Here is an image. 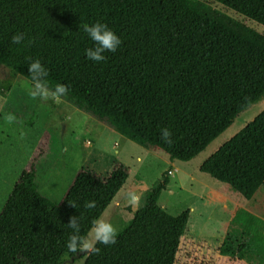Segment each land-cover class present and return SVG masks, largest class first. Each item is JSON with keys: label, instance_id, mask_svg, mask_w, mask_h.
<instances>
[{"label": "trees", "instance_id": "16d2710c", "mask_svg": "<svg viewBox=\"0 0 264 264\" xmlns=\"http://www.w3.org/2000/svg\"><path fill=\"white\" fill-rule=\"evenodd\" d=\"M218 5L264 26V0H0V65L34 85L27 63L41 60L48 86L66 84L65 95L126 137L189 162L264 99V34ZM97 21L122 40L100 64L86 59L92 42L83 31ZM17 32L25 39L11 44ZM13 86L4 81L1 96ZM164 127L171 144L160 137ZM200 171L251 200L264 186V111ZM129 175L120 163L107 181L82 170L56 204L39 191L32 165L0 213V264L76 257L82 249L65 246L69 218L79 216L80 235L88 238ZM169 184L165 173L116 243L97 244L100 251H90L84 264H175L191 211L172 216L160 206ZM89 201L94 207H85Z\"/></svg>", "mask_w": 264, "mask_h": 264}, {"label": "rangeland", "instance_id": "374dc122", "mask_svg": "<svg viewBox=\"0 0 264 264\" xmlns=\"http://www.w3.org/2000/svg\"><path fill=\"white\" fill-rule=\"evenodd\" d=\"M217 8L264 34V26L221 5ZM7 80L14 86L6 98L0 94V213L20 175L32 165L41 194L60 204L80 171L107 181L120 163L129 168V179L101 217L118 232L168 173L170 184L160 206L172 216L191 211L175 264H264V186L246 200L228 184L200 171L264 111V99L242 113L204 152L183 162L126 137L67 95L47 100L31 95L34 85L0 65V88ZM9 113L16 117L12 122L6 119ZM130 194L139 196L137 204L130 203ZM89 253L82 249L61 264H84Z\"/></svg>", "mask_w": 264, "mask_h": 264}, {"label": "clouds", "instance_id": "9594fccd", "mask_svg": "<svg viewBox=\"0 0 264 264\" xmlns=\"http://www.w3.org/2000/svg\"><path fill=\"white\" fill-rule=\"evenodd\" d=\"M83 31L88 39L92 42V47L85 49V57L95 64L105 62L107 57L106 53H115L118 47L122 44L121 38L116 32L111 29L106 23L95 22L92 24L83 25ZM25 39L22 32L14 33L11 36V44L19 45ZM28 73L31 80L34 82V91L31 95L38 96L41 100L59 99L68 92V86L63 83L56 84L54 89H50L47 83L48 69L39 59H30L27 63ZM6 119L10 122L16 119L15 115L9 113ZM172 132L169 128L164 127L160 129V137L166 144L172 143ZM139 196L130 194L129 200L132 204H137ZM75 207V204H72ZM86 208L94 207V202H86ZM67 226L72 230L65 242L66 248L70 252H77L78 249H86L93 253H98L100 248L96 245L101 244L110 246L116 243L117 240V227L102 218H97L93 221L91 226L90 238H85L80 235V218L79 216H71Z\"/></svg>", "mask_w": 264, "mask_h": 264}]
</instances>
